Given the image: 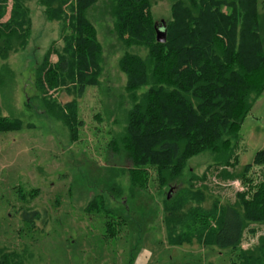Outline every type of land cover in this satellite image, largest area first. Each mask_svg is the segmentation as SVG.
<instances>
[{
    "label": "rangeland",
    "instance_id": "rangeland-1",
    "mask_svg": "<svg viewBox=\"0 0 264 264\" xmlns=\"http://www.w3.org/2000/svg\"><path fill=\"white\" fill-rule=\"evenodd\" d=\"M174 1L151 0L156 23L171 18ZM25 6L31 26L27 45L0 60V112L23 122L21 130L0 132V248L17 254L11 264H232L237 253L230 250L196 240L171 245L163 222L169 191L170 198L176 195L174 203L186 204L178 212L184 221L175 228L182 236L197 233L203 213L213 215L209 222L214 226L220 204H233L237 193L248 188L242 180H219L211 152L191 157L173 187H161L151 168H146L142 191L131 185L132 162L120 141L132 97L120 60L125 53L145 58L149 50L118 39L111 1L98 0L88 10L101 45L102 70L98 83L86 86L80 97L70 81L40 90L37 69L46 53L51 48L65 52L63 27L47 19L38 0H27ZM258 17L264 48V0H258ZM57 60L55 52L50 63ZM71 102L80 122L76 139L50 109L56 105L59 111ZM252 108L240 131L238 170L264 149V92ZM202 183L207 187L198 190ZM101 197L114 212L85 209ZM245 236V248L258 241L250 232Z\"/></svg>",
    "mask_w": 264,
    "mask_h": 264
},
{
    "label": "trees",
    "instance_id": "trees-1",
    "mask_svg": "<svg viewBox=\"0 0 264 264\" xmlns=\"http://www.w3.org/2000/svg\"><path fill=\"white\" fill-rule=\"evenodd\" d=\"M26 1L0 0L2 61L27 45L31 26ZM97 1L38 0L48 20L61 22L65 43L64 53L49 49L37 69L42 92L70 81L80 97L86 86L98 83L101 45L87 15ZM110 1L118 39L125 46L149 50L145 58L125 53L120 60L132 97L120 141L132 162L128 168L131 185L143 189L148 181L146 168H151L161 187H173L191 157L211 152L219 180H242L248 188L237 193L233 204H220L221 214L214 226L209 222L213 215L203 213L197 218V233L182 236L176 231L184 221L178 212L186 204L174 203L176 195L168 198L169 191L163 205L169 243L182 245L196 240L204 246L236 252L232 264H264V233L259 235L264 230V149L256 152L252 163L237 169L242 125L264 92L258 0H175L171 18L165 23V43L156 39L151 0ZM55 52L58 60L51 64ZM141 89L144 91L139 94ZM43 99L47 104L45 96ZM54 107L50 106L53 114L70 127L76 139L80 125L76 103L59 111ZM22 127L21 120L0 112V132ZM257 174H262L261 178ZM202 186L207 187L202 183L198 190ZM114 193L121 196L119 188ZM101 198L90 201L85 209L114 212L105 197ZM249 232L251 237L258 236V241L245 248ZM16 256L0 248V264H11Z\"/></svg>",
    "mask_w": 264,
    "mask_h": 264
},
{
    "label": "water",
    "instance_id": "water-1",
    "mask_svg": "<svg viewBox=\"0 0 264 264\" xmlns=\"http://www.w3.org/2000/svg\"><path fill=\"white\" fill-rule=\"evenodd\" d=\"M156 29V39L160 43H165L167 41V31L165 29V22L162 21L161 24H155ZM171 197V192L168 194V198Z\"/></svg>",
    "mask_w": 264,
    "mask_h": 264
},
{
    "label": "crops",
    "instance_id": "crops-1",
    "mask_svg": "<svg viewBox=\"0 0 264 264\" xmlns=\"http://www.w3.org/2000/svg\"><path fill=\"white\" fill-rule=\"evenodd\" d=\"M259 26H260V24H259ZM260 32H261V26H260ZM253 109V108H252ZM240 142H241V138H240Z\"/></svg>",
    "mask_w": 264,
    "mask_h": 264
}]
</instances>
